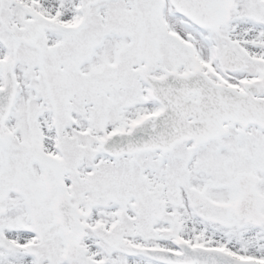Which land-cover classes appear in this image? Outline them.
I'll return each instance as SVG.
<instances>
[{"label":"snow or ice","instance_id":"snow-or-ice-1","mask_svg":"<svg viewBox=\"0 0 264 264\" xmlns=\"http://www.w3.org/2000/svg\"><path fill=\"white\" fill-rule=\"evenodd\" d=\"M0 264H264V0H0Z\"/></svg>","mask_w":264,"mask_h":264}]
</instances>
